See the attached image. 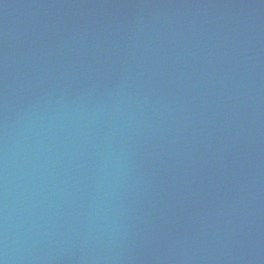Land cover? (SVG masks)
I'll return each instance as SVG.
<instances>
[{
    "label": "water",
    "instance_id": "1",
    "mask_svg": "<svg viewBox=\"0 0 264 264\" xmlns=\"http://www.w3.org/2000/svg\"><path fill=\"white\" fill-rule=\"evenodd\" d=\"M0 264H264V0H0Z\"/></svg>",
    "mask_w": 264,
    "mask_h": 264
}]
</instances>
